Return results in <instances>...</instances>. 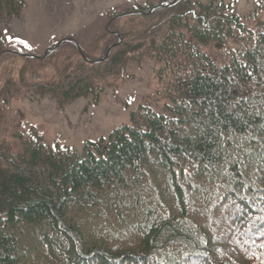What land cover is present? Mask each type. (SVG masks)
<instances>
[{
  "label": "trees",
  "instance_id": "16d2710c",
  "mask_svg": "<svg viewBox=\"0 0 264 264\" xmlns=\"http://www.w3.org/2000/svg\"><path fill=\"white\" fill-rule=\"evenodd\" d=\"M25 3L0 0V20ZM229 8L134 5L108 16L101 54L69 41L73 66L48 93L97 96V79L149 54L173 116L140 105L80 152L1 127L0 264H264V21ZM5 54L33 59L0 38V65Z\"/></svg>",
  "mask_w": 264,
  "mask_h": 264
},
{
  "label": "rangeland",
  "instance_id": "374dc122",
  "mask_svg": "<svg viewBox=\"0 0 264 264\" xmlns=\"http://www.w3.org/2000/svg\"><path fill=\"white\" fill-rule=\"evenodd\" d=\"M26 1L18 17L0 20V38L9 45L8 50L33 56L31 60L7 54L1 58L0 128L4 140L16 141V135L35 130L48 146L80 152L87 142L106 140L112 129L128 123L130 112L139 105L173 116L167 107L170 101L163 97L169 77L165 63L149 54L140 61H128L117 76L97 79L93 85L97 96L68 101L48 93V88L66 72L61 67L73 66L76 54L67 43L53 60L41 58L64 37H73L85 51L97 56L112 42L106 31L112 11L136 3L156 4L157 0ZM223 1L233 13L251 16L247 25L255 30L264 21V0Z\"/></svg>",
  "mask_w": 264,
  "mask_h": 264
},
{
  "label": "snow or ice",
  "instance_id": "6c2138e0",
  "mask_svg": "<svg viewBox=\"0 0 264 264\" xmlns=\"http://www.w3.org/2000/svg\"><path fill=\"white\" fill-rule=\"evenodd\" d=\"M21 43H25V46L27 47L28 45L26 44V42H24V41H21Z\"/></svg>",
  "mask_w": 264,
  "mask_h": 264
}]
</instances>
